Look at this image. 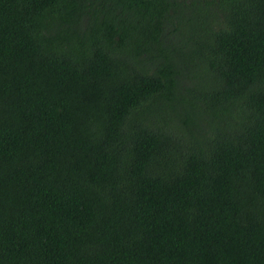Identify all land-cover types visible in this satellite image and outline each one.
<instances>
[{
	"label": "trees",
	"instance_id": "obj_1",
	"mask_svg": "<svg viewBox=\"0 0 264 264\" xmlns=\"http://www.w3.org/2000/svg\"><path fill=\"white\" fill-rule=\"evenodd\" d=\"M0 264H264V0H0Z\"/></svg>",
	"mask_w": 264,
	"mask_h": 264
},
{
	"label": "rangeland",
	"instance_id": "obj_2",
	"mask_svg": "<svg viewBox=\"0 0 264 264\" xmlns=\"http://www.w3.org/2000/svg\"><path fill=\"white\" fill-rule=\"evenodd\" d=\"M172 27H173V26H172ZM170 28H171V26H169L168 30H170ZM169 32H170V31H169ZM166 38H167V39L165 40V42H173V41L176 40L175 36L172 35V34H170V33H169V35H167Z\"/></svg>",
	"mask_w": 264,
	"mask_h": 264
}]
</instances>
